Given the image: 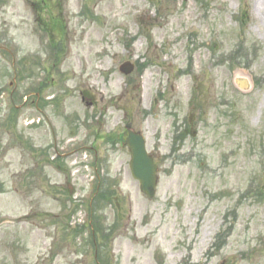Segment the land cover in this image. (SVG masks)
Here are the masks:
<instances>
[{
  "label": "rangeland",
  "instance_id": "obj_1",
  "mask_svg": "<svg viewBox=\"0 0 264 264\" xmlns=\"http://www.w3.org/2000/svg\"><path fill=\"white\" fill-rule=\"evenodd\" d=\"M63 4L69 51L59 71L66 77L56 87L52 81L44 96L61 100L64 119L78 120L71 128L56 119L64 145L90 134L86 99L104 97L94 112L103 111L105 124L94 150L65 149V160L52 162L36 94L24 104L40 78L37 60L48 63L47 38L36 31L31 7L0 0V264H97L89 234L78 230L89 207L108 229L106 264H264V0ZM241 47L247 65L235 66L241 62L229 58ZM126 61H150L145 94L153 97L161 79L174 102L149 125L141 126L137 73H119ZM237 73L250 77L252 92L234 87ZM183 121L197 135L179 152L164 145L157 154L149 144L158 166L157 193L149 200L131 176L128 148L105 138L120 137L127 124L147 129L152 142L156 125L172 129ZM97 176L110 180V198L99 205ZM224 231V246L213 250Z\"/></svg>",
  "mask_w": 264,
  "mask_h": 264
},
{
  "label": "flooded vegetation",
  "instance_id": "obj_2",
  "mask_svg": "<svg viewBox=\"0 0 264 264\" xmlns=\"http://www.w3.org/2000/svg\"><path fill=\"white\" fill-rule=\"evenodd\" d=\"M45 1V0H44ZM25 2L27 3V5H29L33 10V17L34 20L33 21H39L40 18H38L37 14H36V6L39 5L40 2H43V0H25ZM47 64V63H45ZM60 67V65H59ZM59 67L56 65V63H53L51 68H47L46 66H43L42 69V74H49L48 77L51 78L50 82L53 81L54 85L53 86H57L58 85V81L62 80L64 78V72H60L59 71ZM41 74V75H42ZM54 74L55 77H52ZM146 72L142 71L141 75H140V80L138 82V90H139V106L141 108H146V104L148 105V108L150 109V111L153 113V116H148V117H154L157 120L161 119L164 117V112L167 109H171L172 106H174V102L172 101L171 97L169 98V100H167L166 98V89L164 91V95L159 96V97H154L151 101L147 100L146 97L144 96L143 90L145 89V84H146ZM158 82H164V80H158ZM49 83V81L45 79V82L43 84V86L39 87V90H42L47 84ZM43 87V88H42ZM44 92H37L34 93L35 98H36V103H35V111L39 112L40 115V123H41V128L43 129V132L45 133V138L47 140V145L46 147L48 148L50 144H52V148L54 150V152H56V154L58 153V149L62 148V146L64 145V142H61V131L59 130V127L56 126V119L57 121H61L64 120L66 122L67 126H71L74 127L75 126V122L77 123L78 120L76 117L74 118H70L69 116H67L68 118L62 117V107H61V100L57 97H45ZM32 97V94L28 95L27 97V101L28 99ZM54 98H56L54 100ZM47 99V100H46ZM85 98H82V101H84ZM27 103V102H26ZM86 105L91 109L92 111V115H90V118H86L85 120V126L88 125V127L90 128V134L85 135L84 138L86 140H83L82 144H83V148H88V149H93L94 150V144L95 141L98 139L97 138V134H96V130L97 129H102L104 128V124H105V117L106 115L103 114V111H95V109H97V107H102V104L104 103V99L100 98L99 102L97 101L96 97H90L88 98V100H86ZM154 106V109H152V107ZM50 109H54V114L50 111ZM76 118V119H75ZM147 125H149V122L146 123ZM183 124V125H181ZM172 123H166L164 122L162 124L161 127H158L157 125L155 126V128L152 131V135H153V145L155 146V148H162L163 145H165L167 143V138L166 135L168 134V130L170 129ZM181 125V126H179ZM177 126H179V128L182 130L185 127V123L184 122H179L177 124ZM126 128V127H125ZM127 129V128H126ZM125 129V130H126ZM185 132H188V129L184 130ZM160 134V136L156 135V134ZM149 133V131H148ZM189 133V132H188ZM193 135V134H192ZM71 136H75V132L71 131ZM80 137H77V139H79ZM52 141H49V140ZM99 140H102L99 138ZM181 140V136L179 138V141ZM55 157H52V160Z\"/></svg>",
  "mask_w": 264,
  "mask_h": 264
},
{
  "label": "water",
  "instance_id": "obj_3",
  "mask_svg": "<svg viewBox=\"0 0 264 264\" xmlns=\"http://www.w3.org/2000/svg\"><path fill=\"white\" fill-rule=\"evenodd\" d=\"M120 71L128 75L133 71V67L126 64ZM234 83L243 92L251 90L249 81L241 76H237ZM126 143L132 154L130 164L132 176L140 182L141 190L146 196L152 198L155 195L157 167L153 159L147 155L142 137L130 133Z\"/></svg>",
  "mask_w": 264,
  "mask_h": 264
},
{
  "label": "trees",
  "instance_id": "obj_4",
  "mask_svg": "<svg viewBox=\"0 0 264 264\" xmlns=\"http://www.w3.org/2000/svg\"><path fill=\"white\" fill-rule=\"evenodd\" d=\"M107 197H108V196L105 195V194H103V193L99 194V196H98V198L101 199L102 201L108 199ZM95 231H98V229H96ZM104 238H105V237H103L102 239H104ZM105 239H106V238H105ZM99 261L103 264V262H102L101 259H99Z\"/></svg>",
  "mask_w": 264,
  "mask_h": 264
}]
</instances>
